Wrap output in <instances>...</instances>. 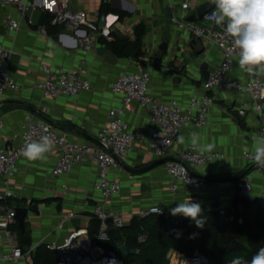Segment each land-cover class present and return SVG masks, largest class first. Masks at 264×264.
Returning a JSON list of instances; mask_svg holds the SVG:
<instances>
[{
  "label": "crops",
  "instance_id": "0c3cea01",
  "mask_svg": "<svg viewBox=\"0 0 264 264\" xmlns=\"http://www.w3.org/2000/svg\"><path fill=\"white\" fill-rule=\"evenodd\" d=\"M103 1L123 13L122 18L114 13L103 14L118 18L114 23L112 19L109 20L112 36L134 40L136 28L140 24L146 26L144 55L139 60L117 57L110 43L108 45L101 38L98 47H106L117 58L116 64L111 65L98 56L96 50L85 52L82 48H75V40L63 34L74 33L66 24L54 26L49 17L45 19V26L39 27L37 24L41 12H31L21 18L17 10L6 8L20 22V27L11 30L7 24L5 33L0 35V45L11 51L8 69L20 86V91H9L0 97L1 141L14 142L13 136L19 133L25 118L34 116L47 121L75 141L95 144L98 132L107 123L110 109L122 104V95L112 92L111 82L133 71L145 57L150 59V92L157 99L163 102L176 99L186 106L191 96L201 92L204 73L207 71L211 75L221 60V54L215 45L206 43L204 54L196 56L188 46L191 38L189 32L180 28L172 19L166 18L163 8L165 0H71L70 8L73 11H85L89 23L100 27ZM169 2L173 15L177 18L181 16V4L184 2L190 4L188 16L197 9L212 4L211 0ZM58 35H61L59 41L55 39ZM164 36L170 42L168 52L161 62H156ZM44 64H51L55 69L71 70L83 66V75L90 80L91 91L74 98H43L35 86L45 79L42 70ZM204 64L207 69L202 68ZM248 75L239 67L237 59L231 69V77L246 80ZM261 75L264 77V74ZM213 96L215 101L210 110L208 125L184 130L179 136L185 137V143L176 142L172 152L166 157L177 159L178 152L191 145L189 134L193 131L200 134L201 143H214L216 147L209 153L217 156L206 167L192 169L206 183V187L192 196L184 192L172 195L168 190L169 177L164 164L143 175L129 174L121 167L111 169L110 178L120 182L122 190L111 201L110 207L124 214L127 225L140 210L159 205L170 212L171 208L185 200L198 202L206 210H215L213 205L216 202L219 204L218 209L233 208V201L238 196L237 182L244 176L252 177V198H264V168L243 157L244 151H252L251 136L260 128L259 118L252 110L251 99L234 90L221 91ZM242 110L245 115L240 114ZM126 120L133 131L147 130L151 126L147 110L138 105L126 113ZM159 160L161 159L149 151L146 143H136L128 158L121 162L141 168ZM54 164L55 159L48 157L44 160L19 161L17 173L10 184L15 197L0 203V264H35V252L40 246L46 245L47 248V244H60L75 229L72 221L65 223L62 229L59 228L68 212H75L80 218L86 219L79 228H87L90 232L94 219L93 210L99 197L94 188L98 166L87 160L72 173L56 177L52 175ZM7 208L28 210L25 223L30 231V241L20 243L18 236V243L25 253L19 262L1 260L3 255L11 251L5 237L6 230L18 235L16 227H19L18 223L10 226L4 224L3 217ZM31 249L33 251L28 254Z\"/></svg>",
  "mask_w": 264,
  "mask_h": 264
},
{
  "label": "built area",
  "instance_id": "2783aa9c",
  "mask_svg": "<svg viewBox=\"0 0 264 264\" xmlns=\"http://www.w3.org/2000/svg\"><path fill=\"white\" fill-rule=\"evenodd\" d=\"M71 0H0V7H11L24 18L31 12L48 13L52 25L66 24L69 30L81 37V48L85 52H94L99 46V40L104 38L106 42H113L111 24L117 21L113 15L106 16L103 27H95L88 21L85 11H73L70 8ZM190 4H181V16L173 15L172 20L180 28L201 38L203 43H212L221 54L220 63L215 67L208 81L203 82L201 92L190 97L186 106L181 105L178 100L172 99L163 102L154 97L150 92V59L143 60L129 73L119 76L110 84L113 93L122 95V104L114 106L108 113V120L104 127L98 132L97 142L89 144L75 141L68 134L58 131L47 121L27 116L21 125L19 133L13 136L14 142L0 140V203L13 197L15 193L10 188L11 181L17 173L20 160L25 159L20 154L21 146L26 141L38 140L44 135H50L55 142L54 151L46 154V157L55 159L52 175L59 177L72 173L85 161L90 160L98 166V178L94 182V188L99 193L93 210L94 218L100 222L97 232V240L94 242L87 228H75L66 236L60 244H47V249L57 255L56 264H125L118 252L113 249H105L99 242L112 243L109 234L111 228H116L122 235V230L127 226L125 216L122 212L110 207L111 201L120 194L122 184L112 180L109 176L111 169L120 168L119 161L128 158L136 143H146L149 151L158 159L170 155L179 135L189 128H203L209 123L210 110L214 105V94L225 90H234L239 94L249 96L252 101V110L258 116L260 122L259 131L254 135H264V77L260 73L249 74L246 80H238L231 77V69L238 59L237 51L232 48V40L224 32V26H217L211 10L203 17L208 27H201L196 23L186 22ZM5 23L9 24L11 30H17L20 22L14 19L12 13L6 11ZM90 29V30H89ZM44 32V30H43ZM11 51L0 45V97L7 92H19L20 86L12 78L8 64ZM45 79L36 84L45 99H55L59 96L77 97L92 89L91 82L84 77V67L76 70L57 68L51 64L42 66ZM213 94V95H212ZM138 105L147 110L151 126L147 130L133 131L126 120V113ZM245 115V111H240ZM47 130V131H46ZM251 136V137H252ZM217 156V154L205 153L199 155L191 145L182 148L175 160L166 161L163 165L169 177L168 190L172 195L180 192L192 196L206 187V183L197 177L192 169H201ZM243 157L252 164V151H244ZM256 165V164H255ZM257 166V165H256ZM238 196L244 198L253 197V181L251 176H244L237 182ZM172 216L159 205L136 213L139 219L150 215ZM16 210L7 208L3 217L6 226L16 224ZM79 217L75 212H68L59 228ZM112 220V226L107 221ZM239 223H243L240 218ZM5 237L11 251L2 256L1 260L7 262L21 261L25 253L18 243V235L7 229ZM122 239V238H121ZM147 236L141 232L138 243L146 241ZM121 244H126L122 239ZM121 244H118L119 246ZM118 246V247H119ZM33 249L28 251L30 254ZM169 264H213L211 260L196 250L191 255L178 251H170L168 254Z\"/></svg>",
  "mask_w": 264,
  "mask_h": 264
},
{
  "label": "trees",
  "instance_id": "16d2710c",
  "mask_svg": "<svg viewBox=\"0 0 264 264\" xmlns=\"http://www.w3.org/2000/svg\"><path fill=\"white\" fill-rule=\"evenodd\" d=\"M110 13L123 17L119 9L103 1L100 15ZM145 35L146 26L140 24L135 30L134 40L113 36L114 40L110 46L119 58L139 60L144 55ZM202 209L201 219L204 220L202 228H198L191 218H185L183 215H172L167 218L155 214L143 219L133 218L122 230L121 238L129 247L140 252L125 258L126 262L169 264L168 254L172 250L186 255L198 250L213 264H230L237 256L250 261L251 257L264 247V198H257L254 204L246 206L237 196L233 201V208L206 210L202 207ZM240 218H243L242 224L238 221ZM99 226L100 222L94 218L90 225L91 236L97 234ZM16 229L20 243H29L30 231L27 223L24 230L19 227ZM141 232L147 236L142 244L138 243ZM109 248L113 249L112 245ZM57 259V255L48 250L46 245L40 246L34 256L35 264H56Z\"/></svg>",
  "mask_w": 264,
  "mask_h": 264
},
{
  "label": "clouds",
  "instance_id": "9594fccd",
  "mask_svg": "<svg viewBox=\"0 0 264 264\" xmlns=\"http://www.w3.org/2000/svg\"><path fill=\"white\" fill-rule=\"evenodd\" d=\"M211 3L215 6L211 13L214 22L224 26V32L231 38L232 48L237 51L239 67L249 74H264V0H211ZM251 139L252 159L258 167L264 168V135H254ZM177 142L185 143V137L179 136ZM189 142L199 155L212 152L216 147L214 143H201L200 134L195 131L189 134ZM54 148L52 137L44 135L38 140L26 141L21 146L20 154L29 161L44 160ZM202 212L201 204L191 200H185L170 209L171 215L191 218L198 228L204 224ZM230 264H264V247L250 261L237 256Z\"/></svg>",
  "mask_w": 264,
  "mask_h": 264
},
{
  "label": "water",
  "instance_id": "95a60500",
  "mask_svg": "<svg viewBox=\"0 0 264 264\" xmlns=\"http://www.w3.org/2000/svg\"><path fill=\"white\" fill-rule=\"evenodd\" d=\"M163 8H164L166 18L172 19L173 18V11H172L171 4H170L169 0L164 1ZM214 8H215V6L213 4H209L207 6L201 7L199 9H197L194 14L188 16L185 21L189 22V23H196L198 20H202V18L206 14H208L211 10H213ZM5 15H6V9L4 7H0V35H3L5 33V30H6ZM49 17H50V15L48 13H41L37 25L39 27H44L45 26V19L49 18ZM105 18H106V16L103 15L101 20H100V27H103L105 25V21H106ZM63 34L67 35V36H69L75 40V42H76L75 48H78V49L81 48V44H80L81 37L77 36L75 33H63ZM60 37H61V35H58V36H56L55 39L57 41H59ZM169 43L170 42H169L168 37L164 36L162 39V42L159 46V52L155 58L156 62L162 61L164 54H166L168 52ZM188 46L195 53L196 56L203 55L205 50H206V46L203 43L202 39L197 37L196 35H191V38L188 41ZM96 52H97V55L100 57H103L107 63H109L111 65L116 64L117 58H116L115 54L113 52L109 51L106 47H98L96 49ZM155 65L156 64H154V66ZM202 68L207 69V65L204 64L202 66ZM205 73L203 76L204 82L208 81V79L210 77L209 72L206 71ZM170 160H175V159L163 158V159H161V160H159V161H157V162H155L149 166H145V167H141V168H135V167L128 166L126 163H123L119 160H118V162H119L120 167L123 170H125L127 173L133 174V175H143V174L151 171L155 167H157L161 164H164L166 161H170ZM242 201H243L244 205L249 206V205L254 204L256 199L255 198H244ZM218 208H219V204L216 202L213 205V209H218ZM27 213H28L27 208H17L16 209V216L15 217H16V220H17L19 227L22 230H24L25 219L27 217ZM86 221H87L86 219L76 217L72 220V224L75 228H79L80 225ZM107 224L109 226H112V220L109 219L107 221ZM109 234L115 243L121 244L122 239H121L120 232L118 229L111 228L109 230ZM118 251L124 258L139 254V252H140L139 250H136V249L129 247L127 244H121L118 247Z\"/></svg>",
  "mask_w": 264,
  "mask_h": 264
},
{
  "label": "rangeland",
  "instance_id": "374dc122",
  "mask_svg": "<svg viewBox=\"0 0 264 264\" xmlns=\"http://www.w3.org/2000/svg\"><path fill=\"white\" fill-rule=\"evenodd\" d=\"M179 18H180V16H179ZM196 24L199 25V26H201V27H207V26H208V23L205 22L204 20H198V21L196 22ZM91 238H92V240H93L94 242H96V240H97L98 237H97V235H95V236H92ZM99 245L102 246V247H104L105 249H108L109 246L112 245L113 250L119 252V251H118V246H119V245H118L117 243H115L114 241H112V243H110V242H106V241H101V242H99ZM118 255L120 256V258H122V260H124L125 264H128V263L126 262L125 258L121 256V254H118Z\"/></svg>",
  "mask_w": 264,
  "mask_h": 264
}]
</instances>
